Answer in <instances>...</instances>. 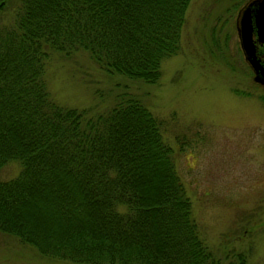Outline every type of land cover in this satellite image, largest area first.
<instances>
[{
	"label": "trees",
	"instance_id": "obj_1",
	"mask_svg": "<svg viewBox=\"0 0 264 264\" xmlns=\"http://www.w3.org/2000/svg\"><path fill=\"white\" fill-rule=\"evenodd\" d=\"M189 1L0 0V171L20 167L0 179V233L72 264H222L164 120L126 91L100 112L59 105L44 77L50 51H84L107 74L156 82ZM234 256L225 264H248Z\"/></svg>",
	"mask_w": 264,
	"mask_h": 264
},
{
	"label": "rangeland",
	"instance_id": "obj_2",
	"mask_svg": "<svg viewBox=\"0 0 264 264\" xmlns=\"http://www.w3.org/2000/svg\"><path fill=\"white\" fill-rule=\"evenodd\" d=\"M246 1L190 0L180 50L162 61L152 84L107 74L84 51H50L44 74L59 105L100 112L126 91L164 120L200 237L222 264L237 252L248 264H264V85L253 80L235 27ZM19 168L7 162L0 179ZM0 264L72 263L0 233Z\"/></svg>",
	"mask_w": 264,
	"mask_h": 264
},
{
	"label": "water",
	"instance_id": "obj_3",
	"mask_svg": "<svg viewBox=\"0 0 264 264\" xmlns=\"http://www.w3.org/2000/svg\"><path fill=\"white\" fill-rule=\"evenodd\" d=\"M236 33L253 80L264 85V0H247L237 12Z\"/></svg>",
	"mask_w": 264,
	"mask_h": 264
},
{
	"label": "flooded vegetation",
	"instance_id": "obj_4",
	"mask_svg": "<svg viewBox=\"0 0 264 264\" xmlns=\"http://www.w3.org/2000/svg\"><path fill=\"white\" fill-rule=\"evenodd\" d=\"M259 52H260V53H264L261 49H259Z\"/></svg>",
	"mask_w": 264,
	"mask_h": 264
}]
</instances>
